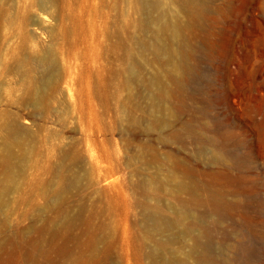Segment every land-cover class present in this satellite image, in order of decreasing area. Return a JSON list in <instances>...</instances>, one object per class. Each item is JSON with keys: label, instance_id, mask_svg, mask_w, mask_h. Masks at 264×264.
<instances>
[{"label": "rangeland", "instance_id": "rangeland-1", "mask_svg": "<svg viewBox=\"0 0 264 264\" xmlns=\"http://www.w3.org/2000/svg\"><path fill=\"white\" fill-rule=\"evenodd\" d=\"M29 1L0 0L1 62L19 51L21 31L45 45L53 29L58 75L74 65L80 83L66 75L68 92L60 91L50 113L35 112L15 69L0 65V121L17 115L33 134L15 145L11 169L0 163V188L5 174L14 178L0 193V264H68L82 252L89 264H151L148 252L163 236L144 227L140 201L169 218L188 203L203 215L216 261L264 264V0H206L209 12L189 25L179 12L195 67L182 87L168 61L149 51L145 61L135 50L133 36L150 35L137 25L143 0H56L57 21H43ZM129 48L143 81L160 80L162 107L151 126L153 88L123 85ZM123 107L135 120L122 118ZM212 148L223 156L214 158ZM72 175L78 181L64 188ZM180 180L190 189L178 188ZM194 198L230 205L218 217ZM188 245L186 236L164 248L185 258Z\"/></svg>", "mask_w": 264, "mask_h": 264}, {"label": "bare ground", "instance_id": "bare-ground-1", "mask_svg": "<svg viewBox=\"0 0 264 264\" xmlns=\"http://www.w3.org/2000/svg\"><path fill=\"white\" fill-rule=\"evenodd\" d=\"M29 2L35 6L37 5L40 12L38 15L43 21H47L48 18L54 20L57 19V13L55 10L57 8H55L56 0H30ZM139 10L143 11L144 20L141 19L142 24L139 22L137 23L138 28L145 29L150 35L148 38L141 35L133 36L136 45L135 50H137L136 52L138 56L147 61L144 54L146 51H149L154 54V56L162 57L164 60L168 61V64L170 65V77L177 87H182L188 80L195 76V67L189 62V45L186 41L183 42L182 40V30L178 14L181 10L184 11L189 25L196 19H200L202 16L204 17L209 12L206 0H143L140 2ZM52 30L53 29H50L49 32V42L47 41L48 43L45 45H37V43H34V41L37 42V40H34L33 37H30L33 41H27V39L29 40L30 38H27L24 31H21L24 35V41H22L23 43L20 44V47L17 46L18 49L20 48L19 51L13 52L12 54L10 53L9 58L11 57V60L8 61V64L2 63L0 60V65L3 66L4 69L9 68V72H12L13 69H15V77L17 75L24 85L23 92L21 91L23 93L24 101L30 102L34 107L35 112L50 113L48 110V108L51 107L50 104H53L54 100L59 101L58 97L62 90L64 92L66 88L67 91V88L70 87L67 78H70V83L72 85L79 82V76L74 65L72 72L69 74L66 73L63 77L59 76V59L56 54L55 42L52 37V34L55 33H52ZM168 38L173 39L172 44L171 40H168ZM132 53L133 49L129 48L127 51L128 58L127 60L125 59L124 65L121 69L125 74L123 85L126 88H129L133 81H138L142 83L145 82L147 86L153 88L148 94L149 104L150 107H152L149 108L152 109V116L150 117L148 124L151 126L157 121V117L154 116L153 113H155L158 107H162L161 104H159L160 99L158 97L160 95V80L158 76L154 75L147 81H143L140 77L137 65L130 59ZM16 56L18 57L17 59H15ZM33 71L36 75L32 74ZM66 75L67 78H65ZM98 79V81L103 84L104 90L106 91L107 72L101 71ZM87 83L90 84L89 77ZM90 85H92V83ZM62 94L63 96L65 95L64 93ZM11 95H7V97H11ZM103 95L105 100L108 99L109 96L107 93H104ZM63 96H61L60 99ZM130 114L128 108H122V118L134 119ZM58 117L60 118V115ZM62 117L64 118V116ZM62 117L61 119H63ZM64 120L65 119H63V121ZM29 135L32 136L33 134L30 133L27 127L25 128L24 126H21L17 115H8L0 121V163H3L8 169H11L14 165L13 158L15 145L21 144L25 137H28ZM205 138L210 141L209 143H213L212 136L206 135ZM212 154L214 158H220L223 156V153L216 148H212ZM77 178L78 177L72 175L71 178H68L70 179L68 183L63 187L67 189L70 184H75L74 182ZM13 181V175L9 173L5 174L0 193L6 191L8 187L13 184ZM177 187L181 189H190L191 185L180 180L177 182ZM63 191L64 190L61 189V186L56 189L54 192L55 201L58 202L61 199ZM194 199L198 204L207 205L209 214H214L218 217L220 216L221 211L230 205L223 198ZM55 201H53V203H55ZM180 203L179 207L173 209L175 217L169 218L165 215L158 204H151L148 201L139 202L144 227H146L151 233L163 236L162 240L160 242H155L148 252L151 264H217V262H219V264H239L233 259L225 256L222 257L220 261L214 259L212 253L213 242L211 241L208 230L205 227L203 215L193 210L188 203ZM186 236L188 237L189 245L185 258H179L173 252L169 254L166 253L164 248L166 243L173 242ZM96 256H94V259ZM99 257L101 256L99 255ZM89 258L90 256L88 254L82 252L73 257L68 264H89Z\"/></svg>", "mask_w": 264, "mask_h": 264}]
</instances>
